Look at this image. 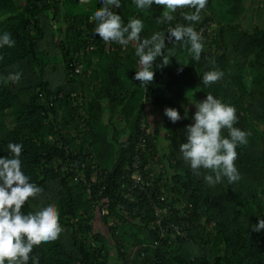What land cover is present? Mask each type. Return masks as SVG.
Masks as SVG:
<instances>
[{
    "label": "trees",
    "instance_id": "trees-1",
    "mask_svg": "<svg viewBox=\"0 0 264 264\" xmlns=\"http://www.w3.org/2000/svg\"><path fill=\"white\" fill-rule=\"evenodd\" d=\"M247 2L207 0L199 22L183 8L166 23H157L165 9L155 3L110 6L124 24L143 21L141 39L165 33L170 63L157 57L145 92L133 78L135 42L95 34L103 0H0V34L15 42L0 47V157H11L9 143L23 145L22 171L42 192L22 212L55 204L62 228L27 264H264V229L252 231L264 219V24L245 21ZM190 23L203 37L199 61L189 44L167 39L169 28ZM211 70L223 76L205 86ZM17 72L19 82L5 83ZM208 94L234 106V127L251 133L237 146L241 179L231 184L208 185L206 170L194 174L179 151ZM166 107L181 119L170 121Z\"/></svg>",
    "mask_w": 264,
    "mask_h": 264
},
{
    "label": "clouds",
    "instance_id": "clouds-1",
    "mask_svg": "<svg viewBox=\"0 0 264 264\" xmlns=\"http://www.w3.org/2000/svg\"><path fill=\"white\" fill-rule=\"evenodd\" d=\"M88 0H80L81 4ZM138 9L146 10L153 3L164 7L157 23L171 22L173 13L177 9L191 8L193 12L184 13V19L189 22H199L201 11L205 9L207 0H133ZM120 7V0H103V6L98 8L91 19L96 21L95 34L106 43L116 42L127 46L135 42V55L139 58V70L134 79L141 82L147 91V85L154 80L153 62L157 57H163L160 66L170 63L169 57L164 56L165 33H154L150 38L141 39L144 24L141 19L133 18L124 24L121 16L110 10V6ZM167 39L185 42L190 45V53L196 61L200 60L204 49L203 37L192 24L187 26L177 24L169 28ZM15 44L10 33L0 34V47H13ZM3 57L0 56V60ZM182 70V69H181ZM223 76L219 70L204 73L202 83L207 86L217 82ZM21 74L10 73L5 83L19 82ZM194 123L186 126V141L179 144V151L183 159L190 164L194 174L206 170L204 180L210 186L222 182L227 178L229 184L241 179L235 161L238 145H246L247 137L251 134L243 131L234 124L237 121L234 106L208 94L206 98L195 104ZM165 115L173 123L181 119L180 113L171 107L164 109ZM227 130V136L223 130ZM8 150L11 157H0V264H27L34 246L52 242L58 239L62 228L59 223V212L55 204H48L34 213L24 214L23 205L29 198L37 196L42 189L29 182V177L21 168L20 156L23 145L9 143ZM264 229V219L252 226V231ZM34 264H39L35 257Z\"/></svg>",
    "mask_w": 264,
    "mask_h": 264
},
{
    "label": "rangeland",
    "instance_id": "rangeland-1",
    "mask_svg": "<svg viewBox=\"0 0 264 264\" xmlns=\"http://www.w3.org/2000/svg\"><path fill=\"white\" fill-rule=\"evenodd\" d=\"M248 2L246 3L245 7H244V13L242 14L245 18V21H249L251 17L255 18V21L264 24V9H263V4L261 3V0H247ZM260 7V8H256V7ZM256 8V10H255ZM253 13H256V15H253ZM46 45H49V43L46 41ZM53 50V48H52ZM55 50V48H54ZM60 67L58 66L57 69H59ZM60 78V75L58 74L57 71H55L54 76H53V80L54 81H58ZM193 103H189L188 107L189 110H192L194 108V105H190ZM151 120V118H150ZM152 121V120H151Z\"/></svg>",
    "mask_w": 264,
    "mask_h": 264
},
{
    "label": "built area",
    "instance_id": "built-area-1",
    "mask_svg": "<svg viewBox=\"0 0 264 264\" xmlns=\"http://www.w3.org/2000/svg\"><path fill=\"white\" fill-rule=\"evenodd\" d=\"M80 68V66H77L76 69L78 70ZM132 178H134L133 184L136 185L138 184L139 187H141L143 184V180L141 179V176L139 174L138 171H133L131 174ZM107 205L104 206V208H106ZM153 210H154V214L157 216L158 220H160L159 217V212H160V208L158 207V205L155 203L152 204ZM105 211V209H104Z\"/></svg>",
    "mask_w": 264,
    "mask_h": 264
}]
</instances>
